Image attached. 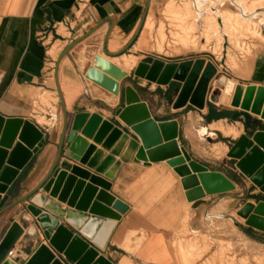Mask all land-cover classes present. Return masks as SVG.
Listing matches in <instances>:
<instances>
[{
  "label": "crops",
  "instance_id": "0c3cea01",
  "mask_svg": "<svg viewBox=\"0 0 264 264\" xmlns=\"http://www.w3.org/2000/svg\"><path fill=\"white\" fill-rule=\"evenodd\" d=\"M158 1L151 0L148 12L156 8ZM146 5L147 0H0V114L5 118L32 121L45 137L44 147L20 172L8 192L0 194V243L14 222L21 226L18 237L1 261L10 257L24 264L41 244H48L26 208L30 204L42 206L36 201L41 197L45 198V207L47 204L52 207L47 210L54 215L62 214L63 223L113 264H191V256L182 254L194 245L188 232L210 233L217 220L226 222L229 231V222H235V210L247 202L256 204L264 200L260 188L236 167V160L228 157L231 146L241 135L264 130V119L242 109L220 106V96L213 99L214 75L201 109L190 103L180 109L173 107L181 83L172 80L160 85L135 76L139 63L155 62L149 54H141L138 48L143 29L138 35L137 32ZM97 24L99 28L71 49L58 66L57 80L69 114L97 112L105 119L115 118L114 110L122 105L121 94L115 95L85 76L88 68L94 65L95 57L102 55L122 70L127 68L120 87L133 86L157 121L176 120L180 128L179 145L210 170L225 173L236 184L235 190L207 194L190 202L183 178L167 160L145 164L136 161V152L129 153L125 146L116 151L112 177L99 175L110 183L109 192L129 207L120 219L79 223L74 209L43 189L34 198L7 209L40 184L56 159L64 120L56 85L57 60L68 44ZM53 46L57 55L50 53ZM123 57L135 59V64L128 68ZM162 62L199 65L202 74L208 70L202 58ZM257 76L259 81L251 84L264 85V62L261 60ZM220 89L222 92L223 86ZM222 113L224 117L219 118ZM116 119L124 126L122 120ZM221 121L238 126L242 129L240 135L227 136L213 127ZM137 139L141 142L138 136ZM220 142L225 144L227 151L218 156L213 146ZM241 200L244 203H239ZM243 220L238 226L242 236L253 246L263 248L264 231ZM209 256L210 252L205 253L195 264H202ZM215 264L221 262L216 260Z\"/></svg>",
  "mask_w": 264,
  "mask_h": 264
},
{
  "label": "water",
  "instance_id": "95a60500",
  "mask_svg": "<svg viewBox=\"0 0 264 264\" xmlns=\"http://www.w3.org/2000/svg\"><path fill=\"white\" fill-rule=\"evenodd\" d=\"M150 3L151 0H147L137 35L141 31ZM99 26L97 24L73 40L60 53L55 76L64 120L56 159L40 184L10 204L7 209L34 198L43 189L74 209L73 213L77 214L79 223L88 221L89 224H96L100 219H120L129 207L109 192L110 183L99 175L112 177L116 151L125 146L129 153L136 152V161L149 164L167 160L183 178L190 202L207 194L235 190L236 184L225 173L210 170L193 159L184 146L179 145L180 128L176 120L157 121L148 104L141 100L133 86L120 87V81L127 72L102 55L95 57L94 65L88 68L85 76L113 94H121L122 105L114 110L115 118L105 119L97 112H78L74 116L69 114L57 80L58 66L71 49L93 34ZM109 32L110 30L107 35ZM200 71L199 65L193 67L157 60L152 64L139 63L134 73L139 78H146L160 85L169 84L172 80L181 83L173 107L180 109L190 103L201 109L205 106L212 72L207 70L202 74ZM217 81L226 84L228 77L221 74ZM242 110L248 112L245 108ZM117 117L124 122V126L119 124ZM44 145V132L32 121L5 118L0 114V194L8 192L20 172ZM228 157L236 160V167L264 193V130L241 135L231 146ZM72 161L79 164H73ZM36 201L42 206L30 204L26 208L34 216L48 244H41L24 264H113L100 255L86 239L63 223L62 214L54 215L47 210L52 207L49 204L45 207L44 197L37 198ZM239 213L244 216L247 225L264 231V200L256 204L248 203L245 210ZM20 230V224L14 222L0 243V264H19L18 260L10 257L3 261L1 259L18 237ZM34 230L37 234L36 229Z\"/></svg>",
  "mask_w": 264,
  "mask_h": 264
},
{
  "label": "rangeland",
  "instance_id": "374dc122",
  "mask_svg": "<svg viewBox=\"0 0 264 264\" xmlns=\"http://www.w3.org/2000/svg\"><path fill=\"white\" fill-rule=\"evenodd\" d=\"M243 1L250 9L254 7L260 9L264 6V0ZM205 9L208 16L198 21L199 15L192 0H159L156 8L147 14L152 19V29L146 31V43L140 44L138 48L142 50L141 54H149L153 61L202 58L207 62L208 70L216 80L215 85L212 86L213 99H216L221 94L220 86H223L217 81V77L221 74L244 85L259 81L257 80L259 60L264 62V27L260 25L264 17L259 10L258 17L251 25L252 31L236 30L233 31L237 36L236 39L230 40L228 37L221 39L218 32L219 20L224 25L223 16L233 14L237 8L231 0L222 2L210 0L205 5ZM179 10L181 15H178ZM220 14L222 17H219ZM185 28L187 33L182 32ZM161 31L164 32V36ZM230 55L235 59L231 60ZM221 155L223 154L218 156ZM239 203L244 201L241 200ZM248 203L250 202L245 203L238 211H234L235 222H229V231L226 222L217 220L212 228L213 231L208 228L210 233L188 232L194 245L183 250L182 254L191 256V264H195L207 252H210L209 259L202 264H215L216 260L221 264H264V247L253 246L242 236L238 228L239 222H244V216L239 212L245 210ZM186 221L188 224V218Z\"/></svg>",
  "mask_w": 264,
  "mask_h": 264
},
{
  "label": "bare ground",
  "instance_id": "6f19581e",
  "mask_svg": "<svg viewBox=\"0 0 264 264\" xmlns=\"http://www.w3.org/2000/svg\"><path fill=\"white\" fill-rule=\"evenodd\" d=\"M192 1L194 3V6L197 10L198 15H199V17L197 16L198 21L202 18L206 19V16H208V15H207V12L205 9V5L208 4L210 0H192ZM217 1L222 2L223 0H217ZM231 2H232V4L235 5V7L237 8V11H234L233 14L223 16V23L225 22L224 25L219 20L220 23H218V24H220V27L218 28L219 29L218 32H219L221 39H224L225 37H228L230 40L236 39L237 36L233 32L236 30H239V31L243 30L245 32L252 31L251 25L254 24L256 18L258 17L259 10H261L262 15L264 17V6H261L260 9H255V7L250 9V8H248L247 4L244 3L243 0H231ZM170 7L174 8V6H170ZM180 12L181 11L179 10V13ZM178 15H181V13ZM219 17H222V14H220ZM196 21H197V19H196ZM181 24H183V23H181ZM152 25H153L152 19L150 18V16L146 17L145 22L143 24L144 28L142 30V33H140L141 34L140 44L146 43V38H147L146 37V31L148 29H150L152 27ZM260 25L262 27H264V19L262 20ZM186 28H185V30L182 29L183 33H187ZM180 31H181V29H180ZM161 34H162V36H164L163 31H161ZM258 36H259V34H258ZM261 38H263V37H261ZM50 53L53 55H57V54H55L57 52H56V48L54 46L52 49H50ZM123 58L125 59L124 61H126L128 68H131L135 64V59H127L126 57H123ZM230 58H231V60L235 59V57L233 55H230ZM126 70H127V68H126ZM219 84H221V83H219ZM213 85H215V84H213ZM221 85H223V90H222L221 95H220V101H219L220 106L228 107V108H232V109L245 108L248 110V112H251L252 114H254L260 118H264V85H261V84L244 85V84L236 82L230 78H228V81L226 84H221ZM46 98H44L43 100L48 99V98L47 99ZM213 127L219 128L227 136L232 135L234 137H238L241 133V130H242V129L240 130L239 128H237L238 126H236L234 124L230 125V124L224 123L223 121H221L217 125H213ZM204 132L208 133L207 129H205ZM213 151L216 155L225 154L227 151V147L225 146V144L220 142L219 144L213 146Z\"/></svg>",
  "mask_w": 264,
  "mask_h": 264
},
{
  "label": "trees",
  "instance_id": "16d2710c",
  "mask_svg": "<svg viewBox=\"0 0 264 264\" xmlns=\"http://www.w3.org/2000/svg\"><path fill=\"white\" fill-rule=\"evenodd\" d=\"M224 117L223 113L219 116V118Z\"/></svg>",
  "mask_w": 264,
  "mask_h": 264
},
{
  "label": "built area",
  "instance_id": "2783aa9c",
  "mask_svg": "<svg viewBox=\"0 0 264 264\" xmlns=\"http://www.w3.org/2000/svg\"><path fill=\"white\" fill-rule=\"evenodd\" d=\"M12 254H13V251L11 250V251H10V255H12Z\"/></svg>",
  "mask_w": 264,
  "mask_h": 264
}]
</instances>
